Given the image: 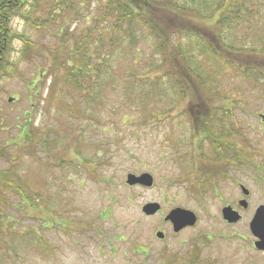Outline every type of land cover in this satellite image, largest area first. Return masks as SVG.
Returning <instances> with one entry per match:
<instances>
[{
  "label": "rangeland",
  "instance_id": "rangeland-1",
  "mask_svg": "<svg viewBox=\"0 0 264 264\" xmlns=\"http://www.w3.org/2000/svg\"><path fill=\"white\" fill-rule=\"evenodd\" d=\"M180 1L196 10H200L204 2L203 13L207 14L209 5L214 7L219 0ZM247 1L248 9L238 8L237 12L233 7L227 10L228 18L232 19L223 21L221 31L228 47L245 52L240 57L242 64L237 63L241 62L237 54H230L226 64L210 54L201 56V50L209 52L204 35L202 40L189 32L175 38V43L180 41L188 53L200 55L199 64L209 78L198 82L204 99L198 98L195 102L192 94L183 98L184 93L173 83L172 76L161 75L160 84L168 86L166 94L175 98L164 95L162 100L157 97L158 106L156 100H151L141 112L136 105L134 111L126 107L118 109L115 104L123 99L118 97L124 85L118 79L116 89L108 87L112 91L106 90L110 98L108 109L99 105L95 109L99 112V123L93 120L83 123L72 118L69 111L58 104V98L49 100L52 78H48L42 88L37 83L36 90L30 91L28 83L37 81L35 76L40 70L23 60L15 62L18 53H12L10 65L0 73V146L10 145L7 149L17 159L14 164L24 191L36 194L35 198H45L41 203L44 201L47 208L42 205L38 212L21 206L19 196L6 193L8 200L3 217L28 236L14 239V250H10L0 264H158L163 255L176 258L185 252L188 245L182 241L207 236L210 231L228 234L226 239H215L216 264H241L243 242L233 235L238 234L240 224L225 228L221 213L225 203L232 200L231 187L223 178L216 182L223 195L220 199V195L211 193V187L198 186L193 174L196 170H216L215 175L224 172L218 162L222 163L227 156L224 150L229 140L227 136L230 134L231 142L237 140L239 133L244 139H255L257 116L264 114V102L260 104L256 90L253 91L255 84L264 82V0H258L257 4ZM98 5L94 0L80 20L72 22L75 16H65L67 23L62 19V23L55 26V32L61 24L71 22L74 29L85 16H94ZM214 21L215 18L202 24L210 27ZM11 25L37 42L51 44L26 26L22 18H14ZM21 46L20 41L14 43L16 50ZM139 46L145 55L152 54L146 42ZM115 70L118 73L131 71L124 59L117 62ZM160 72L151 73L150 77ZM35 91L38 94L34 98L31 94ZM229 93L235 97L234 101ZM224 96L232 100V105L212 101L214 98L224 100ZM149 104L166 117L161 120L150 117L154 108L148 107ZM216 105L218 108H214ZM212 110L217 114L212 116ZM203 114L212 118L211 121L208 118L207 124L203 123L205 133L200 130L204 129L199 119ZM105 117L109 123L103 127L101 122ZM26 118L31 119L32 128H40L42 133L51 130L47 149L42 143L29 150L36 152L35 155L22 150L15 152L14 144L22 142L18 127ZM58 139L67 140V143L59 144ZM75 145L80 158L75 153ZM9 165L10 162L0 160V169ZM142 173L154 177L152 187L126 183L128 174ZM151 202L160 204L159 213L147 215L143 212L142 208ZM176 207L192 210L198 216L195 226L179 235H174L171 224L164 221L166 214ZM158 231L168 233L166 241L156 237ZM34 238L39 239L40 244Z\"/></svg>",
  "mask_w": 264,
  "mask_h": 264
},
{
  "label": "trees",
  "instance_id": "trees-1",
  "mask_svg": "<svg viewBox=\"0 0 264 264\" xmlns=\"http://www.w3.org/2000/svg\"><path fill=\"white\" fill-rule=\"evenodd\" d=\"M93 1L0 0V73L10 65L12 53L17 51L18 57L15 62L23 60L34 64L40 70L35 76L37 81L32 80L28 83L30 91L35 89L37 83H39L38 87L42 88V85H46L48 78H52L50 89H48L49 100L58 98V104L66 108L72 118L83 123L92 122V120L99 123V112L95 109L98 105L108 109L107 101L110 98L106 90L112 91L108 87L116 89L118 79L124 83L123 88L119 89L122 95L118 97L123 99H120L119 104H115L118 109L126 107L134 111L136 105L140 106L141 112L143 106L149 101L156 100L157 97L163 100L164 95H167L168 86L160 84L161 75L172 76L173 83L180 86L184 93L183 98L192 94L194 102L198 98L204 99L198 82L207 81L209 78L199 64L200 55L188 53L182 48L180 41L175 43V38L185 33H192L200 39L204 35L209 52L207 49L201 50L203 52L201 56L210 54L226 64L230 54H237L240 58L245 53L233 51L232 47H228L227 38L221 31L224 27L223 21L228 22L232 19L231 16L228 18L227 10L233 7L237 12H239L238 8L248 9L247 0H219L214 7L209 5L207 14L203 13L204 2H202L203 5L201 3L200 10H196L190 8L189 3L180 0H97L100 5L97 13L92 17L85 16L86 19L82 21V25L71 28L73 21L80 20V17L84 18L83 11L88 10L93 5ZM253 2L257 4L258 0ZM69 15L75 16L71 24H61L55 32V26L60 25L62 19ZM17 17L22 18L26 26L35 34L51 41V44L37 42L29 34L14 30L11 24ZM214 18L215 21L210 27L202 24L205 20L210 22ZM16 41L22 44L19 50L14 48ZM144 42L150 45L151 55H145L139 46ZM120 59H124L125 63L129 64L131 71L116 72L115 67ZM237 63L242 64V61ZM156 71L161 72L158 76L151 78L150 74H155ZM37 94L38 91H35L31 95L35 98ZM225 95L227 96L226 93ZM231 98L234 101L235 97L231 96ZM223 99L214 98L212 101L218 100L232 105L231 99L228 100L225 96ZM155 104L158 106L157 100ZM148 107L154 108V113L150 117L157 120L166 117L151 104ZM216 114L213 111L211 115ZM207 115L210 116L203 114L199 118L202 124H207L208 118L212 120L211 116ZM31 122V119L26 118L25 122L18 127L21 129L22 142L14 144L15 152L22 150L35 155L36 152L29 150L42 143L45 149L48 148L47 144H50L48 135L51 130L42 133L40 128H32ZM108 123L107 117L101 122L103 127H106ZM203 126L204 129L200 128V130L205 133V125ZM229 136L230 134L227 139ZM62 141L56 140L59 144L67 143V140ZM9 146H0V160L10 162L9 167L0 169V243L2 244L0 260L10 250H14V244H16L14 239L19 237L24 239L28 236L24 232L21 234L15 226L8 223L7 218L3 217V208L8 200L6 193L12 192L19 196L22 200L21 206L37 209L38 212L42 209V205L47 208L44 201L41 203L45 198H35L36 194L32 195L24 191L21 176L14 164L17 159L14 158L13 152L7 149ZM74 149L80 158L77 145ZM34 241L40 244L39 239L34 238ZM27 242H29L28 239Z\"/></svg>",
  "mask_w": 264,
  "mask_h": 264
},
{
  "label": "flooded vegetation",
  "instance_id": "flooded-vegetation-1",
  "mask_svg": "<svg viewBox=\"0 0 264 264\" xmlns=\"http://www.w3.org/2000/svg\"><path fill=\"white\" fill-rule=\"evenodd\" d=\"M254 86L256 89L254 88L253 91L256 90L257 101L263 105L264 82H258ZM246 101L244 100V103ZM257 117L255 139H244L239 133L237 140L231 142L229 136L224 149L227 156L224 157L222 163L220 162L221 160L219 161L220 163L218 162V165L223 166L224 172H219L215 175L216 170L214 172H197L196 170L193 174L195 176L194 182H197L198 186L201 185L202 189L206 186L211 187V193L220 195V199H223V195L219 193L216 182L223 178L231 187L229 196H231L232 200L225 203L222 209L227 206L231 207L238 213L239 220L237 222H229L223 218V215L222 219L225 228L230 229L232 228L231 226L240 224L238 234L233 233V235H236L243 242L241 244V250L243 251L241 264H264V114H259ZM231 134L235 135L232 132ZM165 217L164 221L171 224L174 235H179L195 226H186L175 232L173 223L166 221ZM255 218L256 225L253 228L252 223ZM158 232H162L164 236L158 238L156 235V237L163 242L166 241L168 233L164 231ZM225 235L228 234H217L216 231H210L207 236H202L201 238L196 236L188 241H182L181 243L188 245L185 252L178 257L176 256V258L163 255L158 264H216L217 260L214 253L216 248L215 239L217 237L226 239L227 236ZM205 249H207L206 254Z\"/></svg>",
  "mask_w": 264,
  "mask_h": 264
},
{
  "label": "water",
  "instance_id": "water-1",
  "mask_svg": "<svg viewBox=\"0 0 264 264\" xmlns=\"http://www.w3.org/2000/svg\"><path fill=\"white\" fill-rule=\"evenodd\" d=\"M126 183L128 185H143L146 187H152L154 185V177L150 173H142L141 175L128 174ZM160 208L161 206L159 203L151 202L147 203L142 210L147 215H153L156 214ZM222 215L223 218L229 222H237L239 220L238 213L229 206L222 209ZM256 218L252 223L253 228L256 225ZM165 220L171 221L173 223L174 231L178 232L186 226L195 225L197 222V215L192 210L176 207L167 214ZM156 235L158 238H162L164 236L162 232H157Z\"/></svg>",
  "mask_w": 264,
  "mask_h": 264
}]
</instances>
